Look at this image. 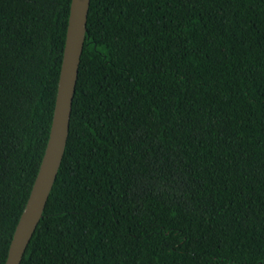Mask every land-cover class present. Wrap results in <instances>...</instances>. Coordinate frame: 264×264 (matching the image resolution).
<instances>
[{
    "label": "trees",
    "instance_id": "obj_1",
    "mask_svg": "<svg viewBox=\"0 0 264 264\" xmlns=\"http://www.w3.org/2000/svg\"><path fill=\"white\" fill-rule=\"evenodd\" d=\"M69 6L0 0V264L47 143ZM20 264H264V0H90Z\"/></svg>",
    "mask_w": 264,
    "mask_h": 264
},
{
    "label": "water",
    "instance_id": "obj_2",
    "mask_svg": "<svg viewBox=\"0 0 264 264\" xmlns=\"http://www.w3.org/2000/svg\"><path fill=\"white\" fill-rule=\"evenodd\" d=\"M90 0H70L66 35L47 143L30 193L14 228L4 264H20L42 216L64 153Z\"/></svg>",
    "mask_w": 264,
    "mask_h": 264
}]
</instances>
